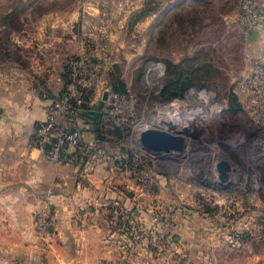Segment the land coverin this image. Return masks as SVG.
<instances>
[{"label":"rangeland","instance_id":"1","mask_svg":"<svg viewBox=\"0 0 264 264\" xmlns=\"http://www.w3.org/2000/svg\"><path fill=\"white\" fill-rule=\"evenodd\" d=\"M240 8L239 0H145L136 8L119 0H0V52L10 56L19 48L27 55L49 39L70 48L71 37L78 42L82 14L89 13L91 27L113 32V62L102 77L111 89L136 100L141 129H167L161 119H174L176 127L170 130L185 136L184 150L160 157L152 169L157 182L153 210L175 225L169 242L149 245L144 257L119 256L115 264H174L172 257L181 255L185 264H198L188 234L182 238L178 233L180 220H190L197 204L200 218L208 220L207 211L212 212L223 234L218 239L245 246L244 258L234 249L228 264H264V220L261 231L254 220L257 214L264 219L263 128L238 94L240 78L259 48L243 36ZM112 126L102 119V140L112 154L131 150L134 141L115 135ZM220 160L230 166L226 182L218 178ZM199 192L210 195L205 199ZM254 246H261V256L254 257Z\"/></svg>","mask_w":264,"mask_h":264},{"label":"crops","instance_id":"2","mask_svg":"<svg viewBox=\"0 0 264 264\" xmlns=\"http://www.w3.org/2000/svg\"><path fill=\"white\" fill-rule=\"evenodd\" d=\"M256 1L264 5V0ZM71 38L70 48L49 39L27 55L22 54L25 48L14 56L0 52V264H94L129 253L130 230L110 210L109 201L138 209L130 195L120 193L121 179L109 174L107 160L84 156L79 163L56 164L30 143L34 125L62 88L65 56L78 49ZM93 108L94 104L92 113ZM78 122L84 140L96 137L92 118L83 114ZM106 152L113 155L109 147ZM46 205L54 210L55 222L52 235L42 238L35 230L34 214ZM198 206L190 220L178 225L180 237L188 234L191 257L198 264H228L236 249L243 259L245 246L231 247L226 238L218 239L222 231L212 221V212L207 211L211 220L200 218ZM259 218L254 219L260 222L257 231L264 220ZM261 251V246H254V257Z\"/></svg>","mask_w":264,"mask_h":264},{"label":"built area","instance_id":"3","mask_svg":"<svg viewBox=\"0 0 264 264\" xmlns=\"http://www.w3.org/2000/svg\"><path fill=\"white\" fill-rule=\"evenodd\" d=\"M119 1L125 5L131 3L134 8L145 2ZM240 5L239 21L243 36L248 41L255 40L259 52L250 61L246 74L240 78L238 94H242L244 108L246 106L254 121L263 128L259 143L264 145V5L256 0H240ZM101 13L103 16L114 15L102 11ZM89 17V13L82 14L77 36L78 50L66 56L62 88L50 99L45 117L34 125L30 143L37 147L46 159L56 164L79 163L84 156L104 157L109 174L121 179L120 186L124 192L130 194L138 209L136 212L118 200L109 201L110 210L121 216L130 230L131 238L127 242L129 253L122 258L144 257L148 255L149 245L163 246L168 243L170 232L175 226L171 218L154 211L151 203L152 195L157 190L154 187L157 183L156 175L152 169L160 157L169 154L163 153L159 156L139 144L138 134L141 127L135 111L136 100L128 97L125 92L111 89L102 77V72L108 70L113 62V32L102 27H91ZM254 31L256 33L252 36ZM94 98L101 100L98 107L100 118L112 122V127L122 132V137L126 136L134 141L131 150L124 147L120 153L118 150L116 155L108 156L106 149L109 144L102 138L95 137L89 142H83L78 118ZM199 193L205 199L210 195L208 192ZM142 214L147 215L144 217ZM54 222V210L48 205L34 214L35 230L42 238L52 235ZM155 253L162 255L161 250ZM184 257H172L174 264H185L181 261ZM94 264H115V260L100 259Z\"/></svg>","mask_w":264,"mask_h":264},{"label":"water","instance_id":"4","mask_svg":"<svg viewBox=\"0 0 264 264\" xmlns=\"http://www.w3.org/2000/svg\"><path fill=\"white\" fill-rule=\"evenodd\" d=\"M256 31L253 32L254 36ZM105 97V94H104ZM161 122L166 124L167 129L158 127H145L139 131L138 141L142 148L155 153L178 154L185 148V136L182 133H173L170 129L176 127L174 119L162 118ZM187 132V130H186ZM192 135L191 132H187ZM218 178L221 182L228 180L229 163L226 160H220L216 164ZM199 176L200 172L198 173Z\"/></svg>","mask_w":264,"mask_h":264},{"label":"trees","instance_id":"5","mask_svg":"<svg viewBox=\"0 0 264 264\" xmlns=\"http://www.w3.org/2000/svg\"><path fill=\"white\" fill-rule=\"evenodd\" d=\"M146 2H147V4L150 2V0H146ZM146 5H144L143 6V8L145 7ZM142 9V8H141ZM139 10V9H138ZM137 11V10H136ZM136 11H134V12H136ZM115 90V89H114ZM116 91H119V92H124V90H116ZM101 104V103H100ZM100 104H94V112L92 113V112H90L89 110L92 108V106H89V107H87L86 108V110H84L82 113H81V115L83 116V114L84 115H86V117H88V118H92L93 120H94V127H95V129H94V134L96 135V137H98V138H102L103 137V129H102V119L100 118V113H99V111H98V107L100 106ZM93 105V104H92ZM242 106H243V104H242ZM244 107V106H243ZM98 117H99V119H98ZM81 128V127H80ZM112 130H113V132L115 133V135H117V136H121L122 135V132L118 129V128H116V127H113L112 128ZM82 131V130H81ZM84 158V157H83ZM83 158L80 160V162L83 160ZM119 190H120V193H122L123 192V194H124V197H127V195L129 196L130 194L129 193H127V192H124L123 191V189H122V187L121 186H119Z\"/></svg>","mask_w":264,"mask_h":264},{"label":"bare ground","instance_id":"6","mask_svg":"<svg viewBox=\"0 0 264 264\" xmlns=\"http://www.w3.org/2000/svg\"><path fill=\"white\" fill-rule=\"evenodd\" d=\"M189 118V117H188ZM178 121V120H177ZM177 121H176V123H177Z\"/></svg>","mask_w":264,"mask_h":264}]
</instances>
